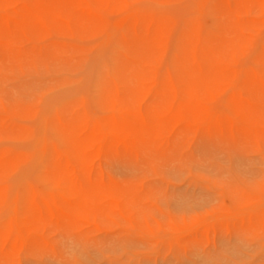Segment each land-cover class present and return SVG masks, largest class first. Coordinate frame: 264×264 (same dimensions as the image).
<instances>
[{"label": "rangeland", "instance_id": "rangeland-1", "mask_svg": "<svg viewBox=\"0 0 264 264\" xmlns=\"http://www.w3.org/2000/svg\"><path fill=\"white\" fill-rule=\"evenodd\" d=\"M130 4L165 11L178 20L175 30L194 7L193 0H167L163 8L153 0ZM93 13L111 23L119 17L99 7ZM203 21L208 25L211 18ZM99 43L46 28L16 38L14 52L0 55V152L29 154L42 139L56 142L42 119L65 106L95 110L115 53L112 44ZM240 61L239 68L252 65L249 58ZM148 65L176 79L169 56ZM211 97L207 105L214 112L229 114L226 93ZM140 100L150 105L147 96ZM172 103L154 105L166 110ZM156 141L128 156L97 160L103 188L112 194L111 200H83L95 219L63 225L39 249L20 250L0 264H264V137L196 131ZM26 174L39 187L32 161ZM18 176L8 182L12 195ZM23 202L0 203V221Z\"/></svg>", "mask_w": 264, "mask_h": 264}, {"label": "bare ground", "instance_id": "bare-ground-1", "mask_svg": "<svg viewBox=\"0 0 264 264\" xmlns=\"http://www.w3.org/2000/svg\"><path fill=\"white\" fill-rule=\"evenodd\" d=\"M132 1L0 0L2 56L14 52L16 38L46 28L74 31L115 50L92 113L65 106L42 119L56 142L42 139L29 154L0 152V203L24 200L0 221V262L20 250L39 249L63 225L95 219L83 210V200H111L112 194L103 188L97 160L128 156L179 133L264 137V0H193V11L178 30V20L165 11L132 8ZM166 1L153 0L162 8ZM98 7L119 17L102 20L93 13ZM205 16L211 18L208 25ZM166 56L174 81L167 70H149L148 63L161 64ZM248 58L252 65L239 68ZM221 92L230 109L226 115L207 105ZM143 96L150 105L142 104ZM164 101L175 103L166 110L155 107ZM31 161L37 188L26 177ZM16 174L20 187L12 195L8 182Z\"/></svg>", "mask_w": 264, "mask_h": 264}]
</instances>
